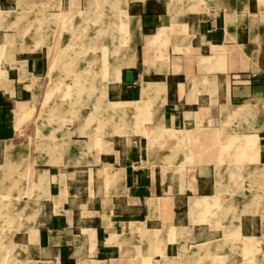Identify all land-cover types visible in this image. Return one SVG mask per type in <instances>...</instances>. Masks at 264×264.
<instances>
[{
    "label": "crops",
    "instance_id": "1",
    "mask_svg": "<svg viewBox=\"0 0 264 264\" xmlns=\"http://www.w3.org/2000/svg\"><path fill=\"white\" fill-rule=\"evenodd\" d=\"M20 2L37 4L38 30L69 32L35 51L0 39V190L30 193L19 233L30 264H264V0H0V11ZM50 48L64 49L57 71L80 68L72 93L46 71ZM110 64L117 77L123 65L117 102ZM49 90L96 106L79 136L76 120L55 134L52 104L33 103Z\"/></svg>",
    "mask_w": 264,
    "mask_h": 264
},
{
    "label": "rangeland",
    "instance_id": "2",
    "mask_svg": "<svg viewBox=\"0 0 264 264\" xmlns=\"http://www.w3.org/2000/svg\"><path fill=\"white\" fill-rule=\"evenodd\" d=\"M94 1V0H93ZM22 4L20 2L19 7L11 12H2L0 11V17L3 15L10 16L4 21L0 20V29H9V31H1L0 32V39H6L10 40L12 42L17 43L18 48L16 50H37V45H52L54 43V40H62L65 41V38L67 37L68 33L67 30H62L60 32H51V31H41L38 30V21L36 16V10H37V4L35 2L28 3V8L25 7L23 9ZM62 19V18H61ZM63 21V20H62ZM42 25V24H41ZM64 27L67 28V24H64ZM42 29V28H41ZM86 30V29H85ZM83 30L80 34L87 35L89 31ZM103 35V34H102ZM96 36V35H94ZM88 43V42H86ZM89 43H96L95 41H89ZM73 49L71 54L74 56L75 52L81 53L84 50L86 51L85 47H76V48H70ZM112 49V48H109ZM49 59L47 64V72L51 73H59V75L62 77L61 80H59L61 83L65 84L64 87H62L61 92L69 91L70 93L73 92L76 84V76L80 75V68L74 67V65L71 64L70 70L67 71L66 68L61 67L59 71L56 70L55 62L57 60V56L60 54L59 52H62L63 48H50L49 49ZM62 50V51H61ZM104 51H100L98 54V58L94 59L97 60L100 59V55L102 54H110V50L107 51L106 48L103 49ZM119 57L123 58L127 61L125 62L126 67L130 66L132 63L131 61H128L129 59H132V49L131 48H119ZM54 51V53H53ZM47 50L45 49L44 53L47 55ZM112 53V51H111ZM113 55V54H112ZM54 57V59H52ZM110 57V56H109ZM94 67V66H93ZM118 68V66H115L114 64H110L109 69H107L106 76L108 75V78L103 79V82H108V89H109V102H117L120 99L116 97V95H113L112 89H115L116 84H118L120 80V75L122 76L123 72V65L119 67V75L117 77V72L115 71ZM76 69V70H74ZM79 70V71H78ZM116 75V76H115ZM79 81H77L78 84ZM62 84V85H63ZM104 89V88H103ZM102 88L101 84H98L97 89H95L93 100H97V102L102 105L104 104V95L102 94ZM53 92V90H49L48 94L45 95H39L35 97L33 103L35 105L43 106L48 103L52 104L53 111L46 112L54 119L57 123V126L52 129L55 134L63 133L64 128L68 126L70 121H77V132L76 134L79 136V125L82 126L86 121H91L90 117L91 114H95V112L91 113L96 108L95 105H85L83 103L77 102V104L74 102L73 95L70 94V96H67L65 100L69 102V104H61L59 101H61L63 98V94L60 95H50ZM76 98H81V96H77ZM87 97L84 96V99L86 100ZM78 101V99H77ZM95 102V101H94ZM85 103V102H84ZM100 107V106H97ZM92 109V111H90ZM104 112H102L103 114ZM140 113L133 114L130 117L131 121H137L140 120ZM100 121L104 124V118H101L100 115ZM102 119V120H101ZM107 119V118H106ZM105 119V121H106ZM118 123H113L114 125ZM107 124L109 126L112 125L111 120H108ZM84 127V126H82ZM111 128V127H110ZM95 130V129H94ZM148 130V129H146ZM56 131V132H55ZM83 131V132H82ZM81 135L84 134V130L82 128ZM106 129L101 128L97 130V133H94L91 135L90 133L85 132V137L94 136L93 138H100L101 135H105ZM110 133V132H109ZM143 134V132H142ZM145 139V138H144ZM143 141L145 142V140ZM94 143V139L91 140ZM140 142L137 139V148L141 150L140 152V158L135 161V165H146L147 164V158H146V142ZM16 182L12 183V191H5L0 190V264H30L29 262V256L27 254L26 246L23 245L20 239L21 232H27L30 230V227L32 226L30 219L31 215L34 213L35 208H30L32 202H28V198L25 196H30V193H22L15 189ZM30 219L29 221H27ZM18 235V237L16 236ZM144 260H142L143 264H148L150 259L148 256H143ZM248 258V257H247ZM248 259H246V262Z\"/></svg>",
    "mask_w": 264,
    "mask_h": 264
},
{
    "label": "bare ground",
    "instance_id": "3",
    "mask_svg": "<svg viewBox=\"0 0 264 264\" xmlns=\"http://www.w3.org/2000/svg\"><path fill=\"white\" fill-rule=\"evenodd\" d=\"M98 5H99V4H98ZM8 17H10V16L3 15V16L0 17V20L2 19V20L4 21V19L6 20ZM95 48H97V47H95ZM61 51H62V50H61ZM63 51H64V50H63ZM63 51L60 52V54L58 55L57 60H56V62H55L56 64L60 63L61 59H60L59 57H61V56L63 55ZM98 51H99V49H98ZM92 58H93V59H97V58H98V54L93 55Z\"/></svg>",
    "mask_w": 264,
    "mask_h": 264
}]
</instances>
